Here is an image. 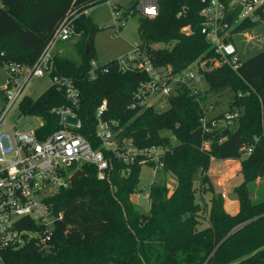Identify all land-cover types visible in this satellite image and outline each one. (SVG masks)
<instances>
[{
  "label": "trees",
  "instance_id": "trees-1",
  "mask_svg": "<svg viewBox=\"0 0 264 264\" xmlns=\"http://www.w3.org/2000/svg\"><path fill=\"white\" fill-rule=\"evenodd\" d=\"M102 1L0 0V69L15 61L32 65L72 10L82 11ZM201 6V0H159L155 17H141L139 46L156 67L170 66L173 73H180L194 62H205L197 73L207 82L204 90L198 85L199 99L182 84L169 95L163 110L154 105L130 106L138 84L149 77L144 71H122L112 59L100 63L95 78H89L99 27L91 13L75 18L73 35L79 39L74 50L80 61L69 51L54 53L57 71L74 77L81 91L77 108L83 123L80 132L95 147H101L96 135L97 110L106 99L103 118L118 121L119 136L131 139L139 148H166L164 170L176 184L169 194L166 181L154 182L150 207L144 211L132 199L142 164L136 162L124 173L128 165L106 150L112 158L109 177L99 178L94 164H82L70 185L50 198L56 215L51 238L45 244L32 239L9 249L5 254L9 263L264 264V196L251 197V187L264 177V49L248 57L239 52L242 62L238 69L224 64L211 67L218 55L202 32ZM131 7H125L126 18ZM185 26L192 31L184 32ZM256 28L264 32V27L245 20L234 31ZM159 42L172 43V47L153 46ZM224 92L228 95L227 110H238L240 115L231 124L221 123L205 131L201 121L205 110L208 114L210 105L214 108L220 103L217 98L210 99ZM67 102L64 91L51 85L37 98L25 96L19 109L22 114L43 118L36 132L44 139L60 127L52 108ZM225 110L210 118L220 119ZM206 142H210L209 148ZM249 147L252 151L247 154ZM213 157L241 161L243 180L234 188L241 201L237 213L227 211L224 197L210 180ZM208 192L212 196L207 202ZM25 223L29 228L37 227L31 218Z\"/></svg>",
  "mask_w": 264,
  "mask_h": 264
},
{
  "label": "built area",
  "instance_id": "built-area-1",
  "mask_svg": "<svg viewBox=\"0 0 264 264\" xmlns=\"http://www.w3.org/2000/svg\"><path fill=\"white\" fill-rule=\"evenodd\" d=\"M201 2L199 13L203 17L202 32L218 55L211 67L224 64L238 69L242 61L233 37L244 31L234 29L245 20L258 25L264 24V0ZM132 5L128 15L140 11L142 15L155 17L159 13V0H136ZM186 7H183L180 14L185 12ZM120 8L119 5H114V16L122 19V26L126 24V19L123 18L125 8H121V12ZM91 9L92 7L82 11L72 10L55 29L32 65L15 61L5 66L8 76L6 83L0 88L3 99L0 105V264H11L5 256L9 249L24 246L32 239L45 244L51 238L56 215L51 211L50 198L70 185L71 177L82 164H94L99 178L109 177L108 169L112 158L107 156L106 150L128 165L124 173H129L131 165L136 162L150 164L154 170L164 169L165 147L151 145L139 148L123 135L119 142L121 129H116L118 121L103 118L107 108L106 99L97 110L96 135L102 142L101 147H95L80 132L83 123L77 108L81 101V91L74 77L57 71L54 47L56 41L71 38L75 18L83 12L89 14ZM182 30L187 33L192 31L190 26H185ZM114 59L122 71H144L149 76L134 91L130 105L132 108L153 105L150 99L157 97L168 99L176 86L182 84L188 86L197 99L200 97L197 72L192 65L187 67L186 74L173 73L170 66L166 69L156 67L149 54L139 45ZM99 66L100 63L92 59L88 72L90 79L95 78ZM45 76L50 78L49 86L54 85L64 91L68 102L52 108V112L59 117L60 127L42 139L36 132L38 127L33 130L15 129L8 123V119L19 108L23 98L29 95L26 90L31 80ZM208 108L212 109L213 105ZM205 111L201 118L205 131H211L221 123L231 124L240 115L238 110L226 109L218 119L210 118L207 110ZM205 146L209 148L210 142H206ZM251 151L252 148L249 147L246 153ZM75 162L78 167L69 169ZM137 195L140 196L139 193ZM145 195L150 198V192ZM62 216L63 212H60L58 217ZM28 218L34 220L36 228L26 226Z\"/></svg>",
  "mask_w": 264,
  "mask_h": 264
},
{
  "label": "rangeland",
  "instance_id": "rangeland-1",
  "mask_svg": "<svg viewBox=\"0 0 264 264\" xmlns=\"http://www.w3.org/2000/svg\"><path fill=\"white\" fill-rule=\"evenodd\" d=\"M135 2L136 0H111L110 2L108 0H104L92 7L90 11L92 19L99 27V30L94 36V49L96 53L95 59L99 63L102 64L119 57L120 55L126 54L134 49L137 45L142 43L139 30L140 20L142 17V13L140 11H136L135 14L130 15L128 18L124 16L123 18L126 19V24L121 29L120 26L122 24V19L116 18L114 16V5H119L121 8H125ZM258 27H264V24L258 25ZM78 36L79 35H72L68 40L56 41L54 51H69L71 52V56H73L77 62L80 61L81 57L79 53L74 50V47L76 46V43L79 39ZM234 39L236 40L240 55L242 57L251 56L264 49V32L259 31L257 28L244 31L242 36L241 34H238ZM153 46L172 47V43L159 42L154 43ZM191 65L198 73V68L202 65V63L194 62ZM186 73L187 70H184L183 74ZM7 76L8 73L6 68L2 67L0 69V88L6 83ZM49 84V76L34 77L26 91L30 96L37 98L48 88ZM197 84L202 90L207 87V82L198 74ZM216 98L220 103L208 111L209 117L220 113L229 106L227 101L228 95L226 92L218 95L217 97H211L210 100L213 101ZM150 101H152L153 105L159 110H163L168 106V99L165 98L157 97L155 99H150ZM2 103L3 99L0 92V105H2ZM8 123L11 126H14L15 129L33 130L43 123V118L39 115L22 114L20 109L16 108L13 111L10 119H8ZM165 133L170 132L167 131ZM175 142H177V140H175ZM230 161L231 160H229V158L213 157L210 165V168H212V178L210 180L217 192L221 193L222 196L224 193L226 194V196H223L226 203V209L228 212L234 214L237 213L241 207V201L239 197L235 195L234 188L236 185L242 182L243 176L235 163H231L227 166V163H230ZM77 167L78 164L75 162L69 167V169L73 170ZM164 181L167 182L170 194L176 184L175 178L172 175L167 174L164 169L160 168L159 170H154L153 166L144 163L142 165L140 183L137 188V192L132 195L133 201L142 210L147 211L150 207V198L146 196L145 193L150 192L151 186L154 182L161 183ZM263 184L264 177H261L251 187V197L253 199H260L264 196V188H262ZM200 191L201 189L198 185V194H200ZM137 193H139L140 196H138ZM211 196V192L205 194V199L207 202ZM206 223L207 222L205 221L203 225H206Z\"/></svg>",
  "mask_w": 264,
  "mask_h": 264
},
{
  "label": "crops",
  "instance_id": "crops-1",
  "mask_svg": "<svg viewBox=\"0 0 264 264\" xmlns=\"http://www.w3.org/2000/svg\"><path fill=\"white\" fill-rule=\"evenodd\" d=\"M229 160H231V161H230V163H227V166L230 165L231 163H235V165L239 168V170L241 169V161H240V159H238V158H229ZM227 166H225V167H227ZM211 172H212V168H210L209 171H208V175H209L210 179L212 178Z\"/></svg>",
  "mask_w": 264,
  "mask_h": 264
},
{
  "label": "water",
  "instance_id": "water-1",
  "mask_svg": "<svg viewBox=\"0 0 264 264\" xmlns=\"http://www.w3.org/2000/svg\"><path fill=\"white\" fill-rule=\"evenodd\" d=\"M122 137H123V136H120V138H119V142L122 140Z\"/></svg>",
  "mask_w": 264,
  "mask_h": 264
}]
</instances>
